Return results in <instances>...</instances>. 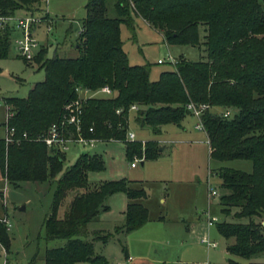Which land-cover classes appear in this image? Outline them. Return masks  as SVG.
<instances>
[{
	"label": "trees",
	"instance_id": "1",
	"mask_svg": "<svg viewBox=\"0 0 264 264\" xmlns=\"http://www.w3.org/2000/svg\"><path fill=\"white\" fill-rule=\"evenodd\" d=\"M43 0H0V16L18 10L35 12ZM112 3V6L109 3ZM264 0H89L78 35L76 57L46 56L42 48L35 62L44 79L34 83L26 97L10 96L5 103L12 116V140L0 138V172L10 184L21 181H55L50 210L44 219L45 239H63L62 246L46 248L44 264H108L95 253L94 242L106 243L111 234L89 232L88 224L107 211V198L122 192L129 199L123 225L114 229L129 233L148 220L139 202L143 189H134L124 178L104 180L92 186L89 172L105 169L99 153H83L62 170L64 150L48 148L37 140L53 123L67 116L66 105L78 98L77 88L111 89L108 97H87L80 109V133L84 137L124 140L129 107L137 106L135 121L154 134L162 125H180L189 115L185 104L207 103L202 115L209 140V156L215 161L249 160L251 171L226 166L216 171L221 179L219 205L224 216L248 218L246 222H217L226 245L227 264H264L250 261L264 253ZM110 6V7H109ZM112 7L115 15L109 16ZM140 17L159 31L168 45L200 47L204 58L177 57L172 69L150 79L148 64L131 65L123 50L120 26L134 30ZM14 30L0 28V59L9 53ZM23 59V58H22ZM28 64L27 61L23 59ZM121 109L117 114L116 110ZM230 109V117L219 112ZM93 129L92 132L89 128ZM76 136L74 126L68 127ZM25 134V136H24ZM155 140L124 142L125 156L145 159L159 155ZM60 174L59 177H57ZM71 194L63 216L61 203ZM7 228L0 222V245L7 251ZM91 236V240L87 237ZM124 251V247H122ZM243 260L247 262L243 263Z\"/></svg>",
	"mask_w": 264,
	"mask_h": 264
},
{
	"label": "rangeland",
	"instance_id": "2",
	"mask_svg": "<svg viewBox=\"0 0 264 264\" xmlns=\"http://www.w3.org/2000/svg\"><path fill=\"white\" fill-rule=\"evenodd\" d=\"M88 1L46 0L35 12L18 10L15 15L32 14L43 20L33 26L32 36L40 48L46 51L47 57H76L79 55L78 35ZM261 4L264 9V3ZM109 5L112 6V3ZM108 14L111 17L115 15L112 7ZM6 26L10 28L8 24ZM120 32L122 47L129 63L148 64L151 80H156L161 71L173 68L168 61L157 63L159 58L166 57L168 51L172 55L184 56L193 61L204 58L200 47L166 44L160 32L140 17L134 18V30L122 24ZM18 35L19 32L13 33L8 56L0 59V137H5L6 134L4 98L26 97L34 83L44 79V70L38 63L27 65L18 56L12 41ZM96 97L106 95L99 93ZM196 123L195 117L186 115L180 127L166 124L159 134H154L149 126L142 127L136 123L135 112H131L128 130L134 132L135 140L140 141L141 147L143 142L155 140L163 148L157 157L145 159L144 156L133 168L130 166L133 160L125 156L124 143L121 141L99 143L93 148L72 143L64 151L63 171L80 154L102 155L105 169L88 173L91 187L104 180L124 178L130 187L143 189L145 192V197L141 199L148 209V220L140 229L130 234L114 232L113 225L121 224L117 221L122 194L112 197L111 209L102 215V219L98 217L88 224L89 232L111 234L106 244L94 242L95 253L104 255L108 264H125L122 247L128 248L131 257L142 255L148 264H227L225 248L230 240L218 233L215 224L207 225L204 213L208 211L220 221H248L245 217H233L232 213L236 209H232L229 216L221 213V179L216 169L226 166L250 172L251 162L241 159L218 162L210 158L207 136L203 131L195 129ZM211 172L214 173L210 174ZM59 176L60 174L57 177ZM210 188L218 192L212 199ZM54 190L55 181L52 180L10 184L0 179V218L7 217L10 223V228L6 231L9 240L7 251L0 246V264H3L4 259H7V264H44L45 249L65 243L63 239H45L44 219L50 210ZM70 196L69 193L61 203L58 217L63 216ZM204 236L217 242V248L207 250L200 243ZM87 239L91 240V236ZM250 261L264 262V253L254 256ZM79 264L90 263L82 261Z\"/></svg>",
	"mask_w": 264,
	"mask_h": 264
},
{
	"label": "built area",
	"instance_id": "3",
	"mask_svg": "<svg viewBox=\"0 0 264 264\" xmlns=\"http://www.w3.org/2000/svg\"><path fill=\"white\" fill-rule=\"evenodd\" d=\"M43 1L46 3V0H43ZM42 21L43 20L40 17L34 16L32 14H26L23 16H16L15 14L11 16H4V17L0 16V28H3L8 24L10 28L14 30V32L15 31L19 32V35L15 36L12 41L14 43L18 56L23 58L28 63L35 62V56L41 47L39 43L35 40V38L32 36V31H33L32 28L34 25H37ZM164 61H168L169 63L174 65L177 60L169 52H167L166 57L164 59L159 58L157 60V63H163ZM76 90L78 93L77 100L66 105L65 107L67 110V116L61 121V123L59 124L53 123L52 125H50L47 132L43 134L42 136H40L39 138H37V140L43 141L48 148L59 147L60 149L64 151L67 150L69 144H72V143L87 145L93 148L96 146V144L106 143L110 141H121L123 143L136 141L134 132L129 131L128 129H127L124 140H119V139H114V138H111L109 140H104V139L95 138V137H84L80 133V117H79L81 114L80 105H81L82 100L87 97H94L99 93H103L106 95V97H108V96H111L112 92L108 86H103L96 90H89V89H83V88H77ZM5 105H6V121H5L6 134H5V137L3 138L5 139V142H10L12 140L14 129L8 126V120L10 119L13 113H12V110L10 109V106L7 105L6 103ZM185 108L189 112V114L195 117L197 120L195 129L199 131H203L206 134V131H205V128L202 122V115L207 110L210 109L209 104L194 103L192 101H189L188 103L185 104ZM136 110H137V106L135 104L131 105L128 109L129 113L135 112ZM121 111H122L121 109H117L116 113L120 114ZM219 115H221L222 117L228 118L232 115V112L230 109H224L219 112ZM69 126L75 127L76 136L71 134L68 128ZM89 131L90 132L93 131L92 127L89 128ZM207 144L209 145L208 138H207ZM143 157H144V154L140 156L134 155L132 159L133 161L130 163V166L135 167L137 165L136 164L137 161L142 160ZM209 194L211 198H214L215 196L218 195V192L216 189L210 188ZM204 214L206 216V223L208 226L216 224L217 222L220 221L217 217L209 214L208 211H206ZM0 222L3 223L6 226V228L9 230L10 223L7 217L0 218ZM261 224L264 226V221H262ZM200 241L206 247L214 248L217 246V242L211 241L207 237H202ZM7 263H8L7 259H4L3 264H7Z\"/></svg>",
	"mask_w": 264,
	"mask_h": 264
},
{
	"label": "crops",
	"instance_id": "4",
	"mask_svg": "<svg viewBox=\"0 0 264 264\" xmlns=\"http://www.w3.org/2000/svg\"><path fill=\"white\" fill-rule=\"evenodd\" d=\"M148 24V23H147ZM169 52V51H168ZM170 53V52H169ZM171 54V53H170ZM172 55V54H171ZM173 57H175L176 59H177V57H179V56H175V55H172ZM184 57V56H183ZM4 100H5V98H4ZM190 115V114H189ZM183 120V119H182ZM4 125H5V123H4ZM178 127H180L181 126V123H180V125H177ZM182 128V127H181ZM162 129H163V125L161 126V128H160V130L162 131ZM160 131V132H161ZM0 138H3V136L2 137H0ZM106 143H108V142H106ZM105 143V144H106ZM208 148H209V145H208ZM162 147H160L159 148V151H162ZM124 153H125V151H124ZM100 154V153H99ZM141 164H143V162H141ZM136 167V166H135ZM133 168V167H132ZM212 173H214V172H211L210 174H212ZM0 179H3V180H6L5 179V177H4V175L0 172ZM117 194H122L123 195V198H120L121 199V207H120V209H119V221H117L118 223H121L120 225H117V224H114L113 225V229H115L116 227H119V226H121V225H123V222H124V212H125V209H126V206H127V204L129 203V199L126 197V195L124 194V193H122V192H118V193H115V194H112L111 196H109L108 198H107V204H108V206H109V209L107 210V211H104V212H102L101 214H100V219H102L101 217H102V215H104L106 212H108V211H110V209H111V206H110V201H111V199H112V197H114L115 195H117ZM119 197H122V196H119ZM145 197V196H144ZM144 197H142V198H144ZM210 199H212L211 198V196H210ZM137 202H139V203H141L146 209H147V207L142 203V199L140 198V199H137L136 200ZM147 212H148V209H147ZM160 218H161V216H160ZM121 220H122V222H121ZM145 224V223H144ZM143 224V225H144ZM142 225V226H143ZM141 226V227H142ZM137 229H140V227L139 228H137ZM137 229H135V230H133V231H131V232H129V233H127V234H130V233H132V232H134V231H136ZM122 231H119L118 233H121ZM124 233V232H123ZM208 235V234H207ZM204 237H207L208 238V236H204ZM200 243H201V241H200ZM106 244V243H105ZM202 244V243H201ZM202 245H204V244H202ZM205 246V245H204ZM218 246V245H217ZM217 246L216 247H214V248H217ZM206 247V246H205ZM207 248V250H209L210 248H212V247H206ZM214 248H212V249H214ZM122 252H123V255H124V259H125V264H148V263H146L145 261V259H143L142 258V255H138V254H136V255H133L132 257H131V255H130V253H129V251H128V248H124V251L122 250ZM225 254L227 255V253H226V250H225ZM102 256H104V255H102ZM105 257V256H104ZM106 258V257H105ZM226 259H227V257H226ZM226 259H225V261H226ZM106 260L108 261V259L106 258ZM79 264V263H78ZM118 264V263H117ZM203 264H206V263H203Z\"/></svg>",
	"mask_w": 264,
	"mask_h": 264
}]
</instances>
